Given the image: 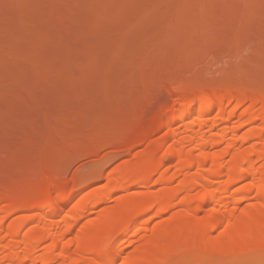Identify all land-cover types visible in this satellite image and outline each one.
<instances>
[{"label": "rangeland", "instance_id": "rangeland-1", "mask_svg": "<svg viewBox=\"0 0 264 264\" xmlns=\"http://www.w3.org/2000/svg\"><path fill=\"white\" fill-rule=\"evenodd\" d=\"M238 88L264 95V0H0V208L37 204L48 190L65 196L72 187L81 193L69 209L102 196L109 176L145 161L167 132L176 131L178 145H186L184 122L201 113L160 125L178 103L188 105L206 91ZM170 150L165 147L160 157L165 154V166L173 171L179 157L168 156ZM253 181L254 176L242 183ZM158 185L153 190H160ZM134 190L100 197L66 239H75L109 208L113 227L126 207L122 195L140 196ZM251 195L242 208L259 201ZM184 196L178 194L172 209L161 214H143L144 199L138 220L150 218L148 229L129 236L135 242H126L127 252L116 264L130 259L145 239L166 248L171 236L181 242L208 232L218 236L224 227L208 231L192 224L211 207L200 209L199 195L189 204ZM68 208L54 220L62 222ZM30 213L20 209L6 227ZM38 228L29 221L20 238ZM154 228H159L155 234ZM51 243L47 239L41 252ZM206 243L164 255L158 264H264V250L218 255ZM71 252L76 260L62 259L66 264H92L99 257L88 250L78 260L75 246Z\"/></svg>", "mask_w": 264, "mask_h": 264}, {"label": "bare ground", "instance_id": "bare-ground-1", "mask_svg": "<svg viewBox=\"0 0 264 264\" xmlns=\"http://www.w3.org/2000/svg\"><path fill=\"white\" fill-rule=\"evenodd\" d=\"M248 94L239 88L218 92L206 91L197 95V99L188 102V105L178 103L172 110L170 119H165L160 125L172 124V119L178 116L186 118L201 113L195 119L184 122L186 145H178L180 142L176 131L167 132L145 161L138 162L134 167H128L129 169L127 166V169L121 167L122 169L108 177L102 196L111 197L113 193L130 191L132 188H137L138 191H134L140 195L137 198L131 195L132 192L122 195L126 197V207L113 227H110L112 222L109 225L107 220L113 213V208H109L94 221L98 228L94 223L95 227L89 223V226L92 225L89 227L90 232H86L89 229L87 225L75 239H66L74 233L91 208L103 198L92 196L87 202L69 209L68 206L81 193V189L77 187H72L68 194L59 197L50 190L43 191L37 204L19 203L12 204L5 210L0 208V261L8 262L6 264H58L60 258L65 262L68 258L76 260L71 257V250L75 246L80 253L77 259H84L86 256L83 254L89 250L99 255L91 260L92 264H116L127 252L126 242H135L129 236L135 238L140 235L141 229H148L146 223L150 218L143 222L138 220L140 203L144 199L147 200L142 207L143 214H161L172 209V201L180 193L185 194L183 198L187 204L199 195L200 209L211 207L210 214L197 216L192 224L208 231L224 227L221 233L213 236L208 232L206 239L198 236L189 239V242H181L171 236L165 239L170 243L166 248L152 245L145 239L144 246L136 252H130L131 258L124 264H158L167 254L169 257L176 256L183 250H195L196 242L201 244L208 241L212 250L222 255L264 250V95ZM244 127H248L247 130ZM241 129L246 131L238 135ZM150 133L151 131L143 133L132 147L143 143ZM248 142L249 145L245 144ZM243 144L248 146L244 147ZM165 147L171 149L168 156L179 157L173 171L171 166H165L166 158L162 156L164 153L160 157L161 150ZM227 157L231 159L228 160ZM252 176L254 181L247 185L243 182V186L242 181ZM176 180L180 182L174 188L172 185ZM158 184L162 185L160 190H153ZM236 187L239 189H235ZM253 193L259 201L242 208L241 203ZM27 208L31 209L30 214L16 217V220L6 227L7 220L13 214ZM63 208H68V213L62 218L63 221L60 220L62 222L55 221L54 216ZM40 219H46L50 223H41ZM29 221L36 222L39 228L20 238L22 227ZM137 224L138 228L133 230V226ZM158 229H152V233L155 234ZM50 238L52 243L41 252L44 242ZM62 240L63 244L60 246ZM20 247L22 252L19 251ZM58 248L60 252H56ZM164 255L166 256L163 257ZM61 261L59 260V264L63 262ZM65 262L63 264H66Z\"/></svg>", "mask_w": 264, "mask_h": 264}]
</instances>
